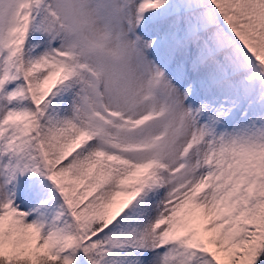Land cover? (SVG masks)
<instances>
[{
    "label": "snow or ice",
    "instance_id": "6c2138e0",
    "mask_svg": "<svg viewBox=\"0 0 264 264\" xmlns=\"http://www.w3.org/2000/svg\"><path fill=\"white\" fill-rule=\"evenodd\" d=\"M0 264H264V0H0Z\"/></svg>",
    "mask_w": 264,
    "mask_h": 264
}]
</instances>
